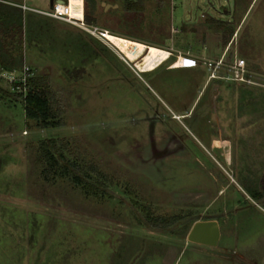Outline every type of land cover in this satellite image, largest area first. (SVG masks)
Here are the masks:
<instances>
[{
    "label": "rangeland",
    "instance_id": "obj_1",
    "mask_svg": "<svg viewBox=\"0 0 264 264\" xmlns=\"http://www.w3.org/2000/svg\"><path fill=\"white\" fill-rule=\"evenodd\" d=\"M17 1L52 9L51 0ZM96 2L99 22L93 23L30 10L41 22L26 29L24 64L43 78L59 125L41 128L25 118L20 102L0 99V264H224L220 256L205 254L210 247L186 236L197 217L218 215L222 226L237 221L241 204L234 205L233 194L227 200V190L218 193L227 182L241 188V198L248 195L260 205L252 222H241L236 244L246 264H264V0H146L137 22L122 9L110 11L119 6L103 8L101 15ZM107 29L173 53L142 72L101 34ZM225 50L227 62L234 56L245 60L252 81H212L202 89L206 60ZM180 56L196 63L169 69ZM17 76L22 78L20 70ZM218 86L219 102L205 111L207 91ZM0 87L19 91L1 78ZM191 108L193 115L183 118ZM152 120L162 123L161 158L153 151ZM173 128L205 147L224 137L220 146L232 142V160L239 141L238 171L245 184L232 182L227 171L236 167L230 158L211 160L202 147L194 157L187 143L172 154ZM47 137L93 176V167L107 174L102 192L87 193L71 178L47 176L38 160ZM260 167L263 176L255 174ZM145 210L154 217L180 216L179 228L151 227ZM224 241L235 243L223 234ZM166 245L183 249L171 263L161 261L174 253Z\"/></svg>",
    "mask_w": 264,
    "mask_h": 264
},
{
    "label": "trees",
    "instance_id": "obj_2",
    "mask_svg": "<svg viewBox=\"0 0 264 264\" xmlns=\"http://www.w3.org/2000/svg\"><path fill=\"white\" fill-rule=\"evenodd\" d=\"M101 1L112 4L118 3L119 7L112 8L110 11L122 9L124 10V15L128 16L127 18L135 19V22L140 21L146 4V0H100L101 15L106 14L103 11L104 6L101 5ZM96 5V0H84V22H99ZM37 17L30 10H24L20 6L0 1V69L12 71L20 70L23 67L25 63L24 35L28 26H32L34 22H41V19ZM112 33H115V31H112ZM139 40L141 41V39ZM18 85H21L22 88L14 92L0 87V99L7 97L12 102H20L24 109L25 118L34 120L36 125L41 128L57 127L59 121L54 112L55 107L50 100L47 85L43 83V78L33 73L26 77L24 83H15V87ZM39 150L41 157L38 160L45 163L47 176L71 178L75 184L81 186L87 193L102 192V179L107 178V174L97 167H93V165L92 171L96 172L97 177L93 176L91 172L83 169L81 165L65 156L57 148L54 138L47 137L42 139ZM144 213L153 228L160 226L158 227L159 229L169 232L179 228L177 225L178 221H180V216L154 217L151 216L149 210H145Z\"/></svg>",
    "mask_w": 264,
    "mask_h": 264
},
{
    "label": "flooded vegetation",
    "instance_id": "obj_3",
    "mask_svg": "<svg viewBox=\"0 0 264 264\" xmlns=\"http://www.w3.org/2000/svg\"><path fill=\"white\" fill-rule=\"evenodd\" d=\"M226 52H227V50H225L224 51V53L223 54H225L226 55ZM171 53H173V52H171ZM229 58V57H228ZM131 61V60H130ZM165 62V61H164ZM163 62V63H164ZM160 65H162V64H160ZM159 65V66H160ZM136 66V65H135ZM159 66H157V67H159ZM137 67V66H136ZM156 67V68H157ZM177 67V66H176ZM176 67H173V66H171V67H169V69L170 68H176ZM178 67H180V66H178ZM156 68H153V70L154 69H156ZM148 71H151V70H148ZM142 72H147V71H142ZM206 73H207V78H206V80H205V82H204V85L201 87L202 89H203V87L205 86V85H208L209 87H212L213 86V84H212V81H214V83H217V84H221L222 85V81H226L225 79H222L221 77H217V78H213V79H211L210 77H209V75H210V71L208 70V69H206ZM221 81V82H220ZM202 89H201V91H202ZM208 88H206V90H207ZM201 91H199V93L201 92ZM210 91V89L207 91V97H206V100L205 101H207V110H205V111H212V108H213V106H214V104L216 103H218L219 101L217 100L218 99V97L220 96V88H219V86L218 87H216V88H213V89H211V91ZM198 93V94H199ZM204 94V93H203ZM203 94H201V98L203 97ZM198 95H197V98H195L194 99V103L192 102V104L193 105H191L192 106V108H193V106L195 105V103H196V101H197V99H198ZM239 102L240 101H238V104H239ZM196 106H198V105H196ZM195 106V107H196ZM191 108V111H190V113L189 114H184L182 117L183 118H186V117H189V116H191V115H193V113H194V109H192ZM233 120H232V122L233 121H235L234 120V118H235V116L234 115H231L230 116ZM162 121H164L165 120V117H163L162 119H161ZM166 121V120H165ZM164 121V122H165ZM208 121H210V119L208 120ZM156 123V125L158 126V131H157V134H155L154 135V128H155V126H154V124ZM161 124L162 123H160V122H157L156 120H152V124H150V128L152 127V129H151V132H152V143L154 144L153 145V147H154V153L157 155V158H161V148H159L158 146H159V143H160V141H161ZM167 124H168V122H167ZM163 126V125H162ZM226 126H228L229 128H230V126H229V124H227ZM257 133H260V130H258L257 131ZM231 134H237L236 133V131H231ZM156 135H158V137L156 136ZM238 135V134H237ZM240 136V135H239ZM190 137V138H189ZM234 138V137H233ZM241 138V137H240ZM168 139H169V142H171L172 140H173V145H174V147H173V153L172 154H174V155H176V152L180 149V148H182V147H184V145L186 144V146L188 147V150L192 153V155H194V157H197V155H196V152H197V150L198 151H200V148L202 147L205 151H207V153L211 156V160L212 159H214V160H217V159H221L222 161H225L226 163H227V160L230 158L231 159V161H232V163L233 164H235V167H236V169L235 170H233V169H231V172H228L227 171V173H228V175L232 178V182H236V179L238 180V181H242L243 183L245 182L243 179H242V177H239V171H238V168H240V165H241V162H240V159H239V151H237V149L239 148V147H237V145L239 144V141L237 142V141H235V146H234V150H235V153L233 152V154H234V160H232V150H233V148H232V142L230 143V141H226L227 142V148H223V147H221L220 146V144H221V142H224L225 141V139H224V137H218V136H216L215 138H213L212 140H210L209 141V143H207L208 144V146L207 147H205V146H203V144L201 143V142H199V141H196L195 140V138H193V137H191V136H188L187 135V133L186 132H183V129L182 130H179V129H174L173 128V133H172V135H170L169 137H168ZM191 140V143L189 144L188 143V140ZM159 140V142L157 143V141ZM189 140V141H190ZM168 142V143H169ZM168 143H166L164 146H163V149H169V146H168ZM157 144V145H156ZM210 147V148H209ZM197 149V150H196ZM258 149H260V147L258 148ZM240 150H242V151H246V148L244 147H241L240 146ZM203 151V150H202ZM169 152V151H168ZM198 154V153H197ZM168 155H170V153L169 154H167V155H165L164 157H166V156H168ZM206 158H207V156H206ZM177 159V158H176ZM207 160H208V158H207ZM218 161V160H217ZM234 161V162H233ZM178 162H180L181 163V160L180 161H177V163ZM209 164H210V161L208 162ZM239 165V166H238ZM212 166V165H211ZM250 170H251V168H249ZM261 170V167L259 168V170L257 171V173H255L257 176H263V172H261L260 171ZM253 170H251V172H252ZM260 171V172H259ZM255 172V171H254ZM221 176H222V181L223 180H225V176L223 175V174H221ZM251 177H253L252 175H250ZM214 180H215V182H217L218 181V178L217 177H215L214 178ZM245 184V183H244ZM239 187H241V185H239ZM228 191L229 193H228V196H227V200H230L229 198H230V196H232V194H233V197L236 195V199H235V197H234V199H233V197H232V202L234 203V205H235V203H236V205H239V204H241L240 206H238V208L239 209H242V208H245V207H248L247 209L248 210H252V212L254 211V209H255V203H252V202H250V200L245 196V197H242L241 198V195H242V192H241V188H237L236 186H234L233 184H232V186H231V182H227V186H226V188H225V190H223V189H218V193H223L224 191ZM209 195V194H208ZM222 195V194H221ZM221 195H217V196H213V200H215L216 199V197L218 198L219 196H221ZM238 203V204H237ZM222 211H227L226 213L227 214H229V212H231L232 210H230V208H229V210H223V208H222ZM210 218H216V219H219V217H218V215H215V216H209V217H197L196 218V220H198V219H210ZM193 224V223H192ZM192 226V225H191Z\"/></svg>",
    "mask_w": 264,
    "mask_h": 264
},
{
    "label": "bare ground",
    "instance_id": "obj_4",
    "mask_svg": "<svg viewBox=\"0 0 264 264\" xmlns=\"http://www.w3.org/2000/svg\"><path fill=\"white\" fill-rule=\"evenodd\" d=\"M57 10L66 13L71 19L80 22L84 20V0H67L65 5L58 2ZM102 33L128 60L136 62L137 68L141 71L153 70L172 54L168 49L116 35L108 30ZM193 64H195L193 59L180 56L173 67Z\"/></svg>",
    "mask_w": 264,
    "mask_h": 264
},
{
    "label": "built area",
    "instance_id": "obj_5",
    "mask_svg": "<svg viewBox=\"0 0 264 264\" xmlns=\"http://www.w3.org/2000/svg\"><path fill=\"white\" fill-rule=\"evenodd\" d=\"M0 1L5 2V0H0ZM58 2H60V1L54 0V8H52L51 10H48V11L37 9L34 7L30 8L26 3L18 4V6H20L24 10L28 9V10H33V11H40V12H44L46 14L54 15V16L67 15L66 13L58 12V10H57ZM66 2H67V0L63 1L62 3L66 4ZM11 4L17 5L14 3H11ZM101 34H103V33L101 32ZM225 56H226L225 54H222L218 58H208L206 60V68H208V70L210 71L209 77L211 79L221 77L222 79H225V80L237 81L240 83L252 81L251 74L246 69L245 60L243 58H237L234 56V59H233L234 62L230 63V62H227L226 60H224ZM220 68L224 69V72L222 74L220 73ZM18 71L19 70L9 71V70L0 69V78L5 79V80L9 81L10 83H13L14 85L16 82L24 83L26 80V77L31 74L30 69L28 66H26V64H24L23 67L20 69V73H22V78H20V79H17ZM17 87L20 89L22 88L21 85H18Z\"/></svg>",
    "mask_w": 264,
    "mask_h": 264
},
{
    "label": "crops",
    "instance_id": "obj_6",
    "mask_svg": "<svg viewBox=\"0 0 264 264\" xmlns=\"http://www.w3.org/2000/svg\"><path fill=\"white\" fill-rule=\"evenodd\" d=\"M5 2L10 3V4L11 3L17 4L16 6H18V4H22L21 2H18L17 0H5ZM122 55L124 56V54H122ZM246 196H247V198H249L248 195H246ZM252 203H254V201ZM254 205H255L256 209L258 206L260 207V205L258 203H255ZM247 208L248 207L242 208V212L237 211L238 213L235 214V216H234V218L237 219L236 222L235 221L234 222L228 221L225 224V226H222L223 223L221 225V221L219 219H217L219 221L220 228H221V238H223V234L226 236L227 235L233 236L235 239V243L231 244L229 242L224 241L221 245L220 241H219L218 245L215 247L208 246V247H210L211 251L206 252L205 254L211 255V256H220L224 260V264H246V262H245L246 256H245V254H243V252L240 251V249H238L236 242H237V236H239L240 230H242L244 228L243 225H242L243 226L242 228L240 227L241 222H242V224H243V222H246V221L252 222V220L256 217V214H257L256 213L257 211H255V209L252 212V210L249 211ZM238 210H239V208H238ZM210 219H216V218H210ZM221 238H220V240H221ZM260 238H261V240H264V233L263 232H262V236ZM196 244H198V243H196ZM162 245H164V244H162ZM199 245H203V244H199ZM205 246H207V245H205ZM166 248L170 250L169 253L174 252L173 255H169V257H168V255H167V257H162L161 261H163V262L167 261L168 263H171L174 259H176V257H177L176 254L181 253V251L183 250V249L180 250V249H176V248L171 249L170 246H167ZM176 251H177V253H175ZM195 253H198V252L195 251ZM200 254H202V253H200Z\"/></svg>",
    "mask_w": 264,
    "mask_h": 264
},
{
    "label": "water",
    "instance_id": "obj_7",
    "mask_svg": "<svg viewBox=\"0 0 264 264\" xmlns=\"http://www.w3.org/2000/svg\"><path fill=\"white\" fill-rule=\"evenodd\" d=\"M63 2L65 0H57ZM106 10L109 7H117L118 4H112L102 1ZM51 8H54V0H51ZM187 239L191 242L203 244L211 247L218 245L221 238V228L217 219H198L193 222L187 233Z\"/></svg>",
    "mask_w": 264,
    "mask_h": 264
}]
</instances>
